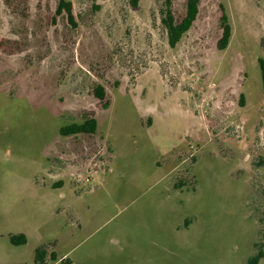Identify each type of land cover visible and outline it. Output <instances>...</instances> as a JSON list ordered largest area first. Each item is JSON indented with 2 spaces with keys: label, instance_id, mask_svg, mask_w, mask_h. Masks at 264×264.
Returning a JSON list of instances; mask_svg holds the SVG:
<instances>
[{
  "label": "rangeland",
  "instance_id": "1",
  "mask_svg": "<svg viewBox=\"0 0 264 264\" xmlns=\"http://www.w3.org/2000/svg\"><path fill=\"white\" fill-rule=\"evenodd\" d=\"M57 1L0 0V264H264V0H200L174 47L166 0Z\"/></svg>",
  "mask_w": 264,
  "mask_h": 264
},
{
  "label": "trees",
  "instance_id": "2",
  "mask_svg": "<svg viewBox=\"0 0 264 264\" xmlns=\"http://www.w3.org/2000/svg\"><path fill=\"white\" fill-rule=\"evenodd\" d=\"M96 1V0H94ZM140 0H129V3L132 6H137ZM199 2L200 0H186L185 3V13L184 16L177 20L171 10L170 0H166L165 7L162 10L161 22L166 31L167 41L170 47H174L177 42L181 39L182 35L187 32L194 21L197 18L199 12ZM97 9L98 6H95ZM64 13L68 22L75 26V18L72 12V4L68 0H58L55 8V15H60ZM220 22L222 26V32L220 37L217 40L216 46L219 50L225 49L229 42L231 36V25L228 19V16L225 11L222 12L220 16ZM262 47L264 49V38L262 39ZM260 78H261V88L264 95V58L259 57L257 59ZM94 94L100 100L104 99L105 91L102 86H97L94 89ZM97 127L96 119L93 117H86L81 122H73L67 125H64L60 128L59 132L61 135L65 136L68 134H79V133H94ZM10 243L14 245L23 244L26 242V237L23 233L11 235L9 237ZM34 257L36 261L42 262L45 257V250L38 247L35 248ZM262 257V251H257L253 256L248 259V264H257L258 260Z\"/></svg>",
  "mask_w": 264,
  "mask_h": 264
},
{
  "label": "built area",
  "instance_id": "3",
  "mask_svg": "<svg viewBox=\"0 0 264 264\" xmlns=\"http://www.w3.org/2000/svg\"><path fill=\"white\" fill-rule=\"evenodd\" d=\"M87 179H88V177H85V178H84V180H87Z\"/></svg>",
  "mask_w": 264,
  "mask_h": 264
}]
</instances>
